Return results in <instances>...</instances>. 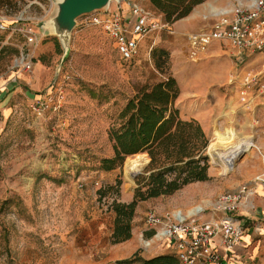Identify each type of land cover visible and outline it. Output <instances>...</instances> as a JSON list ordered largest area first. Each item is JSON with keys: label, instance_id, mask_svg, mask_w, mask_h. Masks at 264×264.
I'll use <instances>...</instances> for the list:
<instances>
[{"label": "rangeland", "instance_id": "374dc122", "mask_svg": "<svg viewBox=\"0 0 264 264\" xmlns=\"http://www.w3.org/2000/svg\"><path fill=\"white\" fill-rule=\"evenodd\" d=\"M54 2L21 0L16 9H0L7 27L0 31V90L8 97V111L0 110V264L73 262L74 248L81 245L76 235L90 222L89 214L108 213L115 197L121 203L131 201L138 187L136 178L148 175L147 154L128 157L111 171L102 170L100 161L112 156L108 133L118 126L135 87L164 78L155 68L153 53L167 54L164 72L176 80L181 92L176 109L182 120H190L192 94L205 91L202 97L208 98L212 91L208 83H227L234 72L230 46L207 35L213 16L208 11L223 13L215 7L249 5L244 0H206L191 12L194 28L151 33L140 42L136 58L124 62L104 26L91 21L115 12L116 2L106 12L76 20L65 55L47 24L54 16ZM213 2L215 7L206 5ZM120 3L134 4L163 22L145 0ZM19 27H32L36 36L30 47V73L17 67L28 51ZM226 87L219 92L232 96ZM205 101L199 100L200 107ZM236 134L229 147L242 137ZM207 138L209 155L228 146L222 134L216 135V142ZM250 152L241 155L230 171ZM215 163L210 155L209 168L215 166L221 172ZM224 170V174L230 172ZM131 171L138 172L134 180L128 177ZM117 180L121 181L118 190ZM102 188L109 189L103 197L99 195ZM152 211H143V221Z\"/></svg>", "mask_w": 264, "mask_h": 264}, {"label": "crops", "instance_id": "0c3cea01", "mask_svg": "<svg viewBox=\"0 0 264 264\" xmlns=\"http://www.w3.org/2000/svg\"><path fill=\"white\" fill-rule=\"evenodd\" d=\"M244 1L249 2V0ZM214 3L210 4L215 7ZM118 6L122 16L128 23L131 18L129 3L116 4V8ZM215 8L223 9L227 11L224 13H228L235 7ZM208 12L213 15L209 18L210 23L215 16L222 14ZM194 19V14L190 13L187 17L175 22L170 29V33L173 30L188 31L194 28ZM204 19L207 18L204 17ZM221 43L228 44L226 42ZM229 46L232 49L234 59V72L231 78L227 83H208V87L212 86L208 98L202 97L205 91L194 92L192 94L194 100L188 111L187 119L197 121L204 133L212 138V141H217L215 138L217 134L226 137L225 145L228 146L215 149L218 155L221 156V153L227 152L223 157H228L234 150L244 146L240 145V147L228 149V142L235 137L236 133L237 136L239 134L242 136L238 141L246 139L247 142L252 143L254 147L251 152L236 166L234 164L235 167L233 166V170L230 171L232 173L224 174L225 164L220 162L218 167L221 172H218L215 169L217 167L213 165L208 169L210 180L188 184L171 196H162L139 203L131 223V237L123 243H110V236L114 229V212L109 210L108 213L101 214L99 211L97 213L94 210L89 214V217H91L90 222L84 224L76 235L81 245L78 244L74 248L73 262L68 264H119L130 259L137 252L143 259L175 253L172 240L157 241L153 237L155 231L146 227L143 221V211L147 209L154 210L163 220H174L176 214L182 215L186 221L192 219L198 223L230 218L241 227L243 235L239 244L227 255L226 263L264 264V182L261 181V179H264V176H262L264 172V96L246 94L241 86L242 76L255 75L264 66V51L251 53ZM206 86L203 85L202 88ZM224 86H227L226 88L233 93L232 96L227 97L219 92ZM201 98L206 99V101L200 107L198 102ZM7 101V95L0 90V110L2 112L8 111ZM236 117L238 120H235ZM232 128L235 129L236 133L235 131L232 132ZM209 152L210 146L207 148L208 155ZM218 158L221 157L218 156ZM243 186H246L252 194L242 199L235 214L214 209L213 206L220 195L234 194ZM124 202H130V200ZM197 210L201 212L194 216ZM149 243L151 244L148 245ZM213 246L220 249L221 237H216Z\"/></svg>", "mask_w": 264, "mask_h": 264}, {"label": "trees", "instance_id": "16d2710c", "mask_svg": "<svg viewBox=\"0 0 264 264\" xmlns=\"http://www.w3.org/2000/svg\"><path fill=\"white\" fill-rule=\"evenodd\" d=\"M21 0H0L1 8L16 9ZM206 0H145L162 16L163 23L173 25L187 17ZM164 51L153 53L156 70L164 76L153 84L135 87V95L126 103L119 124L110 129L112 156L100 161L101 169L120 168L125 159L147 154V176L136 178L137 188L130 202L113 199L110 210L115 214L111 244L123 243L131 237V223L139 203L162 196H171L188 184L206 182L208 177V138L195 120H182L176 109L180 89L176 80L164 72ZM121 181H116L117 190ZM116 190V193H117ZM109 189L102 188L101 197ZM114 194V193H113ZM115 196V194H114ZM119 264H180L174 253L143 259L139 252Z\"/></svg>", "mask_w": 264, "mask_h": 264}, {"label": "built area", "instance_id": "2783aa9c", "mask_svg": "<svg viewBox=\"0 0 264 264\" xmlns=\"http://www.w3.org/2000/svg\"><path fill=\"white\" fill-rule=\"evenodd\" d=\"M130 21L127 23L118 6L115 12H107L103 19L92 18V23L103 25L113 40L121 61L130 62L136 58L140 42L149 34L163 30L170 31V25L150 17L141 8L129 4ZM131 25V27H130ZM0 16V31L6 30ZM22 32L28 51L21 57L17 67L24 73L32 71L30 47L36 41L32 27L18 28ZM207 35L216 41L226 42L234 49L258 53L264 51V0H251L248 6H239L228 13H222L211 21ZM241 86L246 94L264 96V66L255 75L241 77ZM264 176V172L263 175ZM264 182V179H261ZM251 191L243 186L234 194H223L214 204L216 211L235 214L245 196ZM197 210L194 216L199 214ZM146 227L154 230L157 241L172 240L175 255L180 264H227V255L241 241L243 231L232 219L198 223L186 221L176 214L174 220H163L153 211L144 220ZM221 237V247L213 246L216 237ZM253 264V263H247Z\"/></svg>", "mask_w": 264, "mask_h": 264}, {"label": "water", "instance_id": "95a60500", "mask_svg": "<svg viewBox=\"0 0 264 264\" xmlns=\"http://www.w3.org/2000/svg\"><path fill=\"white\" fill-rule=\"evenodd\" d=\"M122 0H55L54 16L47 24L53 30L64 50L68 51V38L75 27L76 20L94 12H106L112 2L119 4ZM210 158V155H208ZM138 172L130 175L134 180Z\"/></svg>", "mask_w": 264, "mask_h": 264}, {"label": "bare ground", "instance_id": "6f19581e", "mask_svg": "<svg viewBox=\"0 0 264 264\" xmlns=\"http://www.w3.org/2000/svg\"><path fill=\"white\" fill-rule=\"evenodd\" d=\"M249 2H251V0H249ZM249 4H250V3H249ZM207 6H208V7H211V4L209 3V4H207ZM208 7H207V8H208ZM222 12L224 13V12H227V11H222ZM228 12H229V11H228ZM240 145H244V146L241 147L240 149L234 150V151H233L228 157H223V155L225 156V154H226L227 152H223V153H221V156H220V155H218V152L216 153L217 150L214 149L213 153L211 154L213 162H217V163L222 162V163H224V164H225V165H224V166H225V170H226L227 172L230 171V170L232 169V165H233V163H234L236 160H238L239 157H240L241 155H243V154H245V153H247V152H250L251 149L254 147V146L252 145L251 142H247V141H245V142H240V141H238L237 144H235V145L229 147L228 149H230V148L232 149L233 147H237V146L240 147ZM212 147H213V146H212ZM234 149H235V148H234ZM225 150H226V149H225ZM218 156L221 157V158L219 159ZM135 172H137V171H131L130 173H128V177L131 179L130 175H131L132 173H135ZM131 180H132V179H131Z\"/></svg>", "mask_w": 264, "mask_h": 264}]
</instances>
